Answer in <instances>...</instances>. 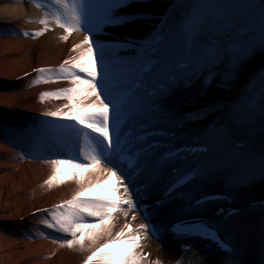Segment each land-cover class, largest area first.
<instances>
[{"label": "bare ground", "instance_id": "1", "mask_svg": "<svg viewBox=\"0 0 264 264\" xmlns=\"http://www.w3.org/2000/svg\"><path fill=\"white\" fill-rule=\"evenodd\" d=\"M32 1L35 4L28 7L26 0H0V264H83L86 253L79 248H68L56 243L55 241L65 237H72L70 234L47 228L42 221L50 219V215L38 210L52 209L55 204L71 199L79 190L73 173L80 179L93 178L89 177L92 169H71L67 164L61 165L57 180L49 186L45 183L52 175V165L48 161L72 159L76 152L60 148L45 151L34 146V142H71L79 148L88 147L82 134L77 137L73 133V126L86 128L85 125H80L74 116L77 112L84 115L90 110L87 103L82 102L83 97L80 94L88 86L79 85V91L73 94L72 100L64 94L59 97H45L42 100L41 94L76 86L72 84L71 78H60L59 67L70 57H75L86 68L93 66V57L87 53V45L82 44L85 36L95 39L94 49L97 53L101 48L96 45V41L114 37L123 40L129 39L128 37L140 38L143 41L137 42L135 47L116 50L111 54L105 53V59L111 61L113 87L108 93L102 94V98L103 95H108L113 99L119 89L129 87L136 81L139 75L138 67H133V63L139 46L149 43L145 38L155 34L163 22L174 19L172 8L191 11L195 4L194 0H132L126 9L119 11L137 14L135 22L108 25L103 37L100 36L99 39L96 34L99 31L88 32L87 25L66 33L54 19L57 13L64 11L55 0H47L48 4H44L45 6L42 0ZM102 1L106 5L109 3V0H77L85 6L92 5L93 11L103 7ZM102 15L96 13L93 16ZM45 18L48 21L47 30H44L45 25L40 23ZM183 20L181 19L175 30L173 28L172 33L168 34L169 41H165L166 45L160 49L161 59L172 55L181 47L178 28ZM254 23L249 24L247 32L243 34L244 38L239 39L238 43L248 44L264 32V25ZM236 28L228 25L218 29L234 32ZM24 32L29 34L23 35ZM35 32H42V35H34ZM240 32L242 33L241 30ZM65 35L67 40L62 39ZM249 36H252L251 39L247 38ZM78 44L81 47L75 49ZM174 59L177 65L184 61L179 56ZM95 67L97 72H100L103 64L96 60ZM231 67V61L225 59L217 63L210 76L202 72L191 84L180 81L171 86L166 84L167 93L161 91L151 100L143 102L146 109L144 120L148 121V124L162 125L176 130L177 133L188 131L191 136L205 140L213 150L209 156L204 155L181 163L185 168L195 169L198 178L189 184L191 189L172 195L171 199L165 202L164 208L155 209L153 216L157 220L173 218L172 214H168V208H175L181 214L204 211L209 213L212 209L215 210L216 206L213 208L212 204H205L196 211L191 208L183 210L184 205L191 206V202L186 201L184 197L191 198L195 192L192 187L195 186L198 189L211 187L225 192L244 191L248 197L264 195V180L262 177H255L264 166L258 164L264 162V133L255 134L247 123L240 121V114L245 112V108L251 109L260 99L261 94L255 91L254 87L264 80V48H254L251 54L244 58L238 72L232 73ZM39 68H51L56 71L40 73L36 71ZM99 78L97 76V79ZM37 80L40 82L37 83ZM149 81L151 85L162 82L155 78ZM65 105L69 107L65 108ZM58 109H63L59 116L45 115L48 111ZM185 110L192 114L191 117L184 115ZM224 111H227L225 115ZM216 121L223 127L221 131L209 129ZM181 137L172 141L181 142L185 139ZM242 139L246 142L244 148L234 144V141ZM79 157L85 160L82 154ZM176 161L177 163L170 161L165 164L162 175L154 183L148 178L150 190L152 187L161 188V184L170 179V169L175 163L176 166L180 165L179 161ZM104 166L103 163L100 165ZM248 178L251 180H247ZM103 181L111 187L96 188L89 192L88 196H110L119 202L122 192L116 189L120 188V185L111 175L103 176L102 184ZM244 200L245 198L236 199L241 213L220 220V229L233 244L246 245L247 264H261V245L264 238L263 203L254 206ZM122 207L128 213L127 206L123 204ZM116 212H119V216L115 220V231H119L127 223L130 225V228L126 229L127 233L144 221L140 217L131 219L118 209ZM94 222L89 219L85 221ZM163 232L166 235L167 230ZM140 244L142 248L150 250L151 256L159 259L161 264H218L219 261L216 258L210 259V250L203 248L200 243L194 244L190 252L180 251L177 237H169L166 242L160 243L147 236Z\"/></svg>", "mask_w": 264, "mask_h": 264}, {"label": "snow or ice", "instance_id": "2", "mask_svg": "<svg viewBox=\"0 0 264 264\" xmlns=\"http://www.w3.org/2000/svg\"><path fill=\"white\" fill-rule=\"evenodd\" d=\"M131 2L132 0H109L103 15L95 17L83 3H78L77 0H71V3H69V0H55V3L61 5L64 11L63 13H57L54 19L60 27L65 29L66 33H71L82 25H87L86 30L88 32L100 31L103 25L106 24L125 25L135 22L138 18L137 14L119 11L120 9H126ZM199 8V5L193 6V11L180 23L178 35L181 47L172 55L165 56L159 61L154 60L152 59L156 52L154 43L139 46L133 67L140 68L139 75L142 79L151 80L155 78L162 80L169 86L177 81L191 84L202 72H206L210 76L217 63L225 59L231 61L232 73L239 71L244 58L253 51L252 47L248 44L238 43V33L234 34V32L227 29H218L203 16ZM40 23L44 24V30H47V19H42ZM28 34L27 32L23 33V35ZM34 35H42V32H35ZM262 36H264V32H262ZM67 38V35L62 37L65 40ZM82 44L87 45V53L93 57V66L86 68L75 57L65 60L59 67L60 78H71L72 84L76 86L59 89L56 92H43L41 99L43 100L49 96L59 97L64 94L69 100H72L73 94L79 91V85L86 84L88 86L80 94L83 97L82 102L87 103L90 110L84 115L77 112L74 116V119L80 125H85L86 128L73 126L74 135L79 137L82 134L88 147L79 148L78 145L74 146L71 142L42 143L39 140L34 142V146L45 151L60 148L76 152L72 159H52L48 161L52 165V175L45 181L47 185L51 186L57 180V175L61 172L60 166L65 164L69 165L71 169H92L89 172V177L93 178L80 179L78 175L73 173L79 185V190L75 192L71 199L55 204L52 209L38 211L50 215V219L42 221L47 228L70 234L71 239L65 237L55 242L68 248H79L80 251L85 252L86 258L83 264H145L146 254L143 253L140 241L147 236L150 230L149 225L141 223L136 229L126 233V229H129L130 225L125 223L119 231H115L117 227L115 220L119 216V212H116V210L119 209L127 216L128 213L124 211L122 205L126 204L129 208L136 207L133 197L142 194L141 189L135 187L138 182L144 183L141 177L147 173L148 178L154 183L162 175L164 165L170 159H173L176 154L169 151L167 157H160L157 145L148 143L147 147H144L143 145L146 143L144 137H138L130 130L124 131V129L130 128L125 119V113L131 112L128 105L133 102V94L131 92L123 95L117 94L115 99L103 95L102 98V94L108 93L109 89L113 87L110 71L111 61L105 59V53L111 54L115 49L111 46L108 48L102 46L99 53H97L94 49L95 39L89 36L84 37ZM80 47L79 44L75 45V49ZM261 47L264 48V39L261 41ZM175 56L181 57L187 63L177 65V61L174 59ZM96 60L101 61L103 64L100 72L96 70ZM36 71L50 73L56 70L39 68ZM78 73L86 74L87 79H83ZM97 76L100 78L97 79ZM36 82L39 83L40 81L37 80ZM149 86L152 85L149 84ZM158 94L148 92L145 89V95L150 100ZM140 99H143V97ZM105 100H108V103H105ZM110 105L112 107L111 116L109 113ZM64 107L69 106L65 105ZM73 107L76 106L73 105ZM62 111L63 109L48 111L45 115L56 117ZM93 133L97 135H93ZM122 135L126 138L124 142L121 141ZM128 137H131V139H128ZM80 154L84 156L86 163L77 162ZM102 163L105 165L104 167H100ZM108 165H111V167H108ZM108 175L117 176L120 188L116 190L122 192L119 202L110 196H88V193L96 188L111 187L107 183H101L103 176ZM129 185L135 191H131ZM150 187L151 184H145L144 192H149ZM167 187L168 192L165 193V196L171 199L170 194L175 185L169 184ZM160 204L164 206V201L160 200ZM200 206L201 202L197 201L196 205L190 206V208L192 211H196ZM262 207H264V204H262ZM89 218L95 222L85 223ZM132 218L135 219V215ZM158 230L152 229L151 231ZM173 231L186 236L208 237L215 242L217 250L224 253L218 264H247L245 259L246 245H230L221 242L211 226L203 221L181 220V223L177 224ZM261 252V264H264V238H262ZM154 264H161V262L157 259Z\"/></svg>", "mask_w": 264, "mask_h": 264}, {"label": "rangeland", "instance_id": "3", "mask_svg": "<svg viewBox=\"0 0 264 264\" xmlns=\"http://www.w3.org/2000/svg\"><path fill=\"white\" fill-rule=\"evenodd\" d=\"M26 1L28 7L35 4L32 0ZM21 2L22 1H18V3ZM42 3L43 6L48 4L47 0H42ZM218 3H220V5H218ZM0 5H2V3ZM195 5L200 6L199 11L217 28L226 27L228 25H232L233 28H236L235 25H238L235 31L240 32L241 30V36L246 32L249 24L251 25L253 22H255L254 24L264 25V0H196ZM251 37L252 36H249L247 38L251 39ZM239 39L242 40L241 38ZM262 39H264V36H262L261 33L258 38L255 37L248 45H250L253 50L254 48L256 49V47L261 48ZM254 88L255 91L257 90L260 92V99L253 104L251 109L245 108V106L243 107L245 108V112L240 114V121L247 123V126L249 125L252 131L261 134L264 133V80L260 81ZM258 164L262 166L264 162H259ZM261 169L259 174H256V179L257 177H264V166H262ZM247 180H251V178ZM262 180H264V178H262ZM236 192L240 195V198L241 196H246L243 191H235V193ZM258 197L259 196H246V200Z\"/></svg>", "mask_w": 264, "mask_h": 264}]
</instances>
